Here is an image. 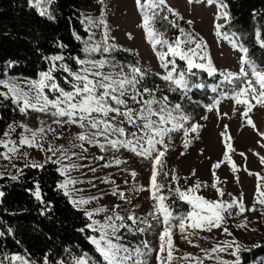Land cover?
I'll return each instance as SVG.
<instances>
[{
    "label": "snow or ice",
    "instance_id": "obj_1",
    "mask_svg": "<svg viewBox=\"0 0 264 264\" xmlns=\"http://www.w3.org/2000/svg\"><path fill=\"white\" fill-rule=\"evenodd\" d=\"M28 2L40 16L55 21L56 17L50 8L56 4V0ZM200 2L216 6L215 35L218 40H226L234 50L241 53L238 72L221 71L215 67L207 42L199 37L194 29L187 31L180 26L177 21L183 20L184 17L168 4V0H135L141 15L138 27L144 31L146 42L155 54L162 72H153L141 66L139 61L134 64L117 61L111 53L121 50V46L117 45L115 37L111 36L105 0H98L102 5L99 17H85L81 21L88 32L87 39H82L75 31L72 33L75 40L83 44L84 58L71 55L66 58L63 54H54L44 58L48 67L38 73V78L0 79V88L4 89L0 91V97L3 98L0 103L10 100L15 106L13 110H18L25 117L35 112L52 118L51 123L40 120L36 128L23 122H13L0 134V149H3L0 151V160L7 161L17 172V175H11L10 178L16 181L23 175V168L17 166L14 162L16 160L24 161L23 167L32 169H43L48 163L57 165L56 171L62 177L56 185L57 190L62 191L69 203L82 211L90 221L78 231L83 233L86 228L93 233L87 240L98 254L99 260L87 252L74 255L65 249L71 260L66 262L59 259L56 264H149L148 257L153 253L156 264H205V261H211L212 264H243L241 253L251 250L236 240L228 222L242 216L243 220L235 227L248 229L251 221L245 215L246 212L259 211L264 217V177L252 173L247 167L243 169L249 175L258 176L254 203L250 207L245 205L243 193L237 197L217 186L218 183H224L216 175V170L223 163L230 164L233 173L239 171L230 155L236 152V149L231 143L232 137L228 134L229 126L226 124L220 133L224 138L226 150L223 159L212 166L213 183L209 185L196 179L192 185H181L182 179L186 185L187 180L196 175L195 169L189 177H180L175 169L165 170V157L173 146L174 134L182 137L184 151L180 155L183 156L192 141L200 139L204 125L195 121L181 103H173L168 95L158 94L159 86L148 87L144 84L149 76L158 77L167 83L169 92L179 91L181 99H191L189 93L192 89L203 90L207 87L218 95L211 103L202 105L206 113L215 111L218 119L228 117V113H221L219 106L223 99H231L234 102L232 114L235 115L239 111L243 122L241 126H251L261 137V141H264V132L259 131L251 115L255 108H264V66L257 64L250 57L249 48L241 42L236 32L223 31L231 22L226 0H188V3ZM169 14L175 19H170ZM220 20L224 23H219ZM161 22H167L179 35L170 39L167 29L157 27ZM187 24L191 26L193 21L188 20ZM93 29L101 30L100 39H96ZM127 35L129 39L133 38L131 33ZM255 40L257 45L264 49V37L259 30L255 32ZM57 46L61 49L67 47L63 43ZM123 50L132 52L131 49ZM93 54H99L100 58H92ZM66 60L74 61L77 67L73 69ZM178 61H182L184 66L181 67ZM200 72L206 73L210 78L219 75L221 79L212 85H206L203 81L192 82L190 78L197 77ZM56 73L66 74L62 79L63 84L68 85L67 88L62 86ZM224 84L231 86V95L220 91ZM236 106H241L242 111ZM201 119L206 121L208 116L204 115ZM67 125L75 126L80 131L69 140L67 146L56 145L54 140L63 136V132H58V129H64ZM18 129V138H13ZM49 136L52 139H49ZM261 141L257 143L264 147ZM86 145L95 146L104 154L109 151L114 153L108 160L106 155L91 157L92 160L106 161L100 165L102 168L126 164L127 160L115 155L121 150L150 162L148 185H136L130 190L133 193H149L147 199L152 201L149 211L138 213L136 209L140 208V204L132 202L135 196L121 190L110 177H105L101 182L115 185L111 195L118 197L129 207L122 208L121 204L86 207L93 202L99 203L107 194L86 197L83 195L86 189L79 187L82 184L96 187L93 179H85V173L81 171L86 167L81 161L89 159L84 155L88 152ZM24 149H35L44 153L43 161L32 158ZM76 149L80 151L77 152ZM253 154L264 164V156L254 151ZM239 155L247 160L245 153L240 152ZM8 165L4 167L7 168ZM89 171L94 174L97 169L89 167ZM122 171L128 172L133 181L138 175L135 170L125 168ZM3 175L4 173L0 172V178H3ZM236 182L239 183L238 177ZM124 183L128 184V180ZM208 187L216 191V199H208L200 194L202 189ZM29 191L37 201L44 203L38 182L35 184V190ZM4 195L5 193L0 191V197ZM225 196L230 199H224ZM172 198L186 204L187 211L177 213L173 209ZM98 216L102 218L97 219ZM154 229H159L156 232V248L146 239L139 244L126 242V234L143 236ZM214 230H220L222 235L231 239L218 240L210 249L200 248V245L191 239L192 236H197L207 240L209 237L199 234L212 233ZM250 230L256 231L254 228ZM177 234L187 244L200 248L202 255L181 253L175 242ZM2 235L0 232V236ZM261 246L255 244L252 247ZM225 256L234 259H225ZM5 261H9V264H36L20 254L4 256L0 259V264ZM43 264H51L48 255L44 256Z\"/></svg>",
    "mask_w": 264,
    "mask_h": 264
},
{
    "label": "rangeland",
    "instance_id": "obj_2",
    "mask_svg": "<svg viewBox=\"0 0 264 264\" xmlns=\"http://www.w3.org/2000/svg\"><path fill=\"white\" fill-rule=\"evenodd\" d=\"M168 4L171 5L172 8L176 9L184 17L186 22L188 20L193 21V24L190 26V30H186L192 31L194 29V31L199 34V37L203 38V40L207 42L208 51L217 69L221 71H239V60L241 53L237 50H234L226 40H218L217 36L215 35L214 22L215 13L217 11L215 5H208L205 2L188 3V0H168ZM101 7L102 5L99 4L97 0L95 4L84 7L81 10V14L83 15L84 19L85 17L96 19L100 15ZM105 7L107 22L111 29V36L115 37V43L138 53L143 67L148 68L153 72H162V69L159 68L155 54L151 50L150 45L146 42L144 31L138 27L141 22V15L137 10L135 0H105ZM169 18L175 19L170 15ZM219 23L223 24L224 21L220 20ZM157 27H160L162 30L167 29V35L170 39H172L170 33L171 27L167 24V22H161L157 25ZM93 31L96 33V39H100L101 30L93 29ZM223 31H226V29ZM128 33L132 34V39L128 38ZM120 62L129 64L136 63L125 60ZM178 64L181 67L184 66L182 61H178ZM56 75L59 78L66 74L56 73ZM152 77L153 76H149L148 78L152 79ZM6 78H16L22 80L27 77H18L6 74L4 78L0 79ZM35 78H38V76ZM190 79L192 82L198 83L203 81L206 85H212L218 83L221 77L217 75L214 78H210L206 73L200 72L197 77H192ZM62 86L64 85L62 84ZM64 87L67 88L68 85ZM0 91H4V89L0 88ZM220 91L227 92L229 95H231V86L224 84L221 86ZM217 95V93L211 92V90L207 87L203 90L192 89L189 93L191 99L184 98L179 102L183 105L184 110L192 115L195 121L204 125V128L200 132V139L193 140L185 155L183 156L180 155V153L184 151L182 137L179 134H174L173 146L169 149V152L165 157L166 165L169 169H175L180 177H189L192 170L195 169L196 175L189 178L186 182V185L185 181L182 179L180 181L181 185H192L196 179H199L202 182H207L209 185H211L214 179L212 174V166L214 163L223 159V154L226 150L224 138L220 136V133L223 131L224 125L227 124L229 126L228 134L232 137L231 143L236 149V152L230 153V155L232 161H234L239 168V171L233 173L231 171V165L227 162L223 163L221 167L216 170V175L221 181H224V183H218L217 186L224 188L226 192L233 193L237 197L243 193L245 205L250 207L254 203V194L256 193L258 176L249 175L243 169L247 167V169L252 173H258L260 177H264V164L261 163L257 155L253 154L254 151L255 153L258 152L264 156V147H260L258 145L257 141H261V137L255 130H253L251 126H241L243 122L241 120L239 111L235 115L232 114L234 102L231 99H223L219 106L221 113H228V117H222L218 119L215 111L207 113L205 112V109L202 105L211 103L212 99ZM2 99L3 98L0 97V100ZM236 107L242 111L241 106ZM204 115L208 116V120L205 121L201 119V117ZM251 115L259 131L264 132V108H255ZM18 118L19 119L14 122H23L32 128H36L40 120H45L48 123H51L52 120L50 116L35 112H32L28 117L20 114ZM53 127H56V125H53ZM19 131L20 130L18 129L17 133L13 134V138H18ZM79 131L80 129L72 125H67L64 129H58V132H63V136L61 139L54 140V143L56 145L67 146L69 140ZM49 139H52V137L49 136ZM261 142L264 143V141ZM86 147H88V152L84 153V155L88 156L89 159L81 161V163L86 165V167L81 169V171L85 173V177L90 178L99 174L97 172H100L101 169H109L111 173L117 174L118 180H114L115 184L119 185L120 189L125 191L128 195L135 196L132 201L133 204H140V208L136 209V211L141 214L149 211L152 204V201L147 199L149 193L147 191L142 193H133L130 190L136 185H148L150 177V162L125 150H121V152L115 153V155L119 156L121 159L127 160L126 164H122L119 167L113 166L110 168H102L100 165L106 161L92 160L91 157L106 155V160H108L113 157L114 153L109 151L107 154H104L101 153L95 146L86 145ZM250 149L253 151H249ZM24 150L28 151L32 158L43 161L44 153L35 149ZM201 150L203 151L201 152ZM0 151H3V149ZM76 151L79 152L80 149H76ZM240 152L246 154L247 160L239 155ZM14 162L18 167L24 168V161L16 160ZM5 165H8V162L0 160V172L4 173L3 176L17 175L15 168H12L10 165L5 168ZM89 167H96L97 172L93 174L91 171H89ZM125 168L128 170L137 171L138 175L135 181L132 180L128 172L122 171V169ZM236 177L239 178V183L236 182ZM125 180H128V184L124 183ZM114 186L115 185L111 184L112 188ZM112 188L103 191V193H107L104 195L106 202L104 205L111 206L112 204H121L122 208L129 207L128 205L124 204L123 201L119 200L118 197L113 195L111 197L109 192L112 190ZM200 194L204 195L208 199L214 200L217 198L216 191L211 187L202 189ZM83 195L87 196L89 194ZM224 199L227 200L230 199V197L225 196ZM98 206L102 205L100 203L96 204V202H94V204L88 206V208H95ZM177 209H175L177 213L187 211V209H183V207L179 211H177ZM245 215H247L248 220L251 221L250 227L248 229H239L235 227L236 224L243 220L242 216L230 219L228 222V227L231 229L234 237L239 243L246 246H252L264 239V217L261 216L259 211L246 212ZM96 218L101 219L102 216H98ZM253 228L256 229V231L250 230ZM158 230L159 229H154L143 236H133L131 234H126V242L129 244H139L142 240L146 239L150 242L152 247L156 248L158 247V238L156 235ZM199 236L209 237L207 240L200 239L197 236L191 237L194 243H198L200 248L205 249H210L218 240L231 239V237H228L227 235H222L220 230H214L212 233L201 232ZM175 242L179 246L181 253L187 252L194 255H199L201 253L200 248L193 247L192 245H189L185 241L181 240L179 238V234L176 235ZM226 257L229 259H234L231 256H225V258ZM148 260L149 264H156L155 253L149 256ZM4 264H9V261H5Z\"/></svg>",
    "mask_w": 264,
    "mask_h": 264
},
{
    "label": "trees",
    "instance_id": "obj_3",
    "mask_svg": "<svg viewBox=\"0 0 264 264\" xmlns=\"http://www.w3.org/2000/svg\"><path fill=\"white\" fill-rule=\"evenodd\" d=\"M96 2L97 0H56V4L50 8L56 19L51 21L30 7L28 0H0V78L8 74L33 79L40 71L47 69L48 62L44 58L54 54H63L66 58L69 55L84 58L83 44L75 40L72 33L75 31L82 39H87L88 32L85 31V24L81 23L84 20L81 10ZM226 3L231 15V22L225 26L226 31L236 32L241 42L249 48L250 57L264 66V49L255 40L257 30L264 37V0H226ZM178 23L190 30L186 20H178ZM170 29L172 38L179 35L176 29ZM60 43L67 47L59 48L57 45ZM119 46L121 50L112 52L111 56L117 61H139L143 66L134 50L130 53L123 50L127 48ZM92 58L99 59L100 55L93 54ZM66 62L73 69L77 67L72 60ZM59 78L63 84L62 77ZM150 79L147 78L144 84L148 87L159 86L158 94L168 95L173 103L183 100L179 91H168L166 82L155 76L151 79L154 81ZM14 107L10 100L0 103V134L8 124L19 119L20 113L18 110L14 111ZM56 168L57 165L48 163L43 169L23 168V175L16 181L9 175L0 178V191L5 193L4 197H0V232L3 233L0 236L1 259L20 254L36 264H43L44 256L48 255L51 264H56L59 259L66 262L71 260L65 249L74 255L87 252L91 257L99 259L87 240L93 233L86 228L83 233L78 231L90 221L56 188L57 183L62 180ZM165 170L171 169L166 165ZM37 182L40 184L43 204L29 191L35 190ZM171 202L174 210L188 208L178 199L172 198ZM256 244L262 246L250 245V251L241 253L243 264H264V239ZM205 264L212 262L205 261Z\"/></svg>",
    "mask_w": 264,
    "mask_h": 264
},
{
    "label": "crops",
    "instance_id": "obj_4",
    "mask_svg": "<svg viewBox=\"0 0 264 264\" xmlns=\"http://www.w3.org/2000/svg\"><path fill=\"white\" fill-rule=\"evenodd\" d=\"M97 173H99V174H97V175H95L93 177H90V178L89 177H84L85 179H93V182L96 184V187H92L90 184L79 185V187H82V188L86 189V191L83 194H89L87 196H90V195H94L95 193H98V194H95V195L99 196V195H101L103 193L104 190H109V189L112 188L111 184H106V183H102L101 182L105 177H110L112 180H115V181L118 180L117 174L116 173H111L109 171V169H101V171L97 172ZM73 175H80V174L79 173H73ZM109 194L111 195V191L109 192ZM111 197H112V195H111ZM99 203L101 205H104L106 203L104 196H103V198L101 200H99ZM93 204H94V202L91 203L90 205H93ZM96 204H98V203H96ZM90 205H87L86 207H88Z\"/></svg>",
    "mask_w": 264,
    "mask_h": 264
},
{
    "label": "bare ground",
    "instance_id": "obj_5",
    "mask_svg": "<svg viewBox=\"0 0 264 264\" xmlns=\"http://www.w3.org/2000/svg\"><path fill=\"white\" fill-rule=\"evenodd\" d=\"M256 62V61H255ZM257 152V151H256ZM258 153V152H257ZM260 154V153H259ZM262 156V154H260Z\"/></svg>",
    "mask_w": 264,
    "mask_h": 264
}]
</instances>
